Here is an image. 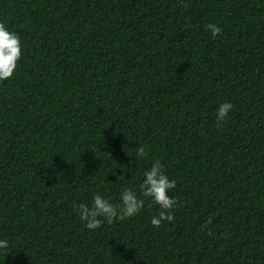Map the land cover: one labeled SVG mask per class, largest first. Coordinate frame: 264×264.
<instances>
[{
	"label": "trees",
	"instance_id": "16d2710c",
	"mask_svg": "<svg viewBox=\"0 0 264 264\" xmlns=\"http://www.w3.org/2000/svg\"><path fill=\"white\" fill-rule=\"evenodd\" d=\"M0 23L22 44L0 80V264H264V0H0ZM156 160L171 221L140 195L84 227L79 204L140 194Z\"/></svg>",
	"mask_w": 264,
	"mask_h": 264
},
{
	"label": "clouds",
	"instance_id": "9594fccd",
	"mask_svg": "<svg viewBox=\"0 0 264 264\" xmlns=\"http://www.w3.org/2000/svg\"><path fill=\"white\" fill-rule=\"evenodd\" d=\"M212 36L217 35L221 29L214 23L205 26ZM22 55V44L19 35L10 30L5 24L0 23V80H5L13 75L17 67V61ZM232 109L230 102H222L215 109L217 122H222ZM137 157L145 155V147L136 149ZM164 166L156 160L151 167L142 173L140 194L136 190L124 187L119 193V202L113 203L105 196L94 193L90 204H79L77 212L84 227L95 230L102 223L111 224L114 220H122L140 212L143 200L140 195L150 197L158 205L157 215H153L150 223L159 227L162 221H171L173 216L171 209L176 205V200L169 195V190L174 189L176 181L170 179L164 172ZM8 244L0 240V249L7 248Z\"/></svg>",
	"mask_w": 264,
	"mask_h": 264
}]
</instances>
